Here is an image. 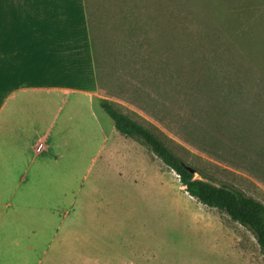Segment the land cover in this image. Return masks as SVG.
Returning <instances> with one entry per match:
<instances>
[{"label":"rangeland","instance_id":"obj_1","mask_svg":"<svg viewBox=\"0 0 264 264\" xmlns=\"http://www.w3.org/2000/svg\"><path fill=\"white\" fill-rule=\"evenodd\" d=\"M58 4L87 11L92 23L97 89L88 116L104 132L56 151L55 159L65 156L53 165L68 173V195L37 219L30 264H264L249 229L191 197L100 106L105 99L150 129L197 170L195 179L264 204V0Z\"/></svg>","mask_w":264,"mask_h":264},{"label":"crops","instance_id":"obj_2","mask_svg":"<svg viewBox=\"0 0 264 264\" xmlns=\"http://www.w3.org/2000/svg\"><path fill=\"white\" fill-rule=\"evenodd\" d=\"M59 2L0 0V264L33 263L37 219L67 199L68 173L53 165L65 156L56 151L104 132L88 116L97 78L87 11L55 10Z\"/></svg>","mask_w":264,"mask_h":264},{"label":"trees","instance_id":"obj_3","mask_svg":"<svg viewBox=\"0 0 264 264\" xmlns=\"http://www.w3.org/2000/svg\"><path fill=\"white\" fill-rule=\"evenodd\" d=\"M88 16L90 18L89 10ZM90 31H93L92 23H90ZM100 106L114 122L118 133L147 146L180 177L181 183L186 187V192L191 197L205 206L225 212L234 222L249 229L264 253L263 203L234 187L217 185L213 181L195 179L184 161L150 129L105 99L100 100Z\"/></svg>","mask_w":264,"mask_h":264},{"label":"water","instance_id":"obj_4","mask_svg":"<svg viewBox=\"0 0 264 264\" xmlns=\"http://www.w3.org/2000/svg\"><path fill=\"white\" fill-rule=\"evenodd\" d=\"M188 170L194 175V177L197 175V170H195L189 166H188ZM185 190H186V187H185Z\"/></svg>","mask_w":264,"mask_h":264}]
</instances>
